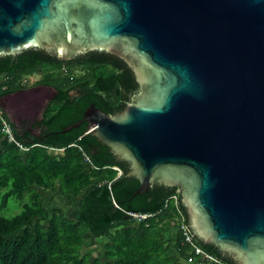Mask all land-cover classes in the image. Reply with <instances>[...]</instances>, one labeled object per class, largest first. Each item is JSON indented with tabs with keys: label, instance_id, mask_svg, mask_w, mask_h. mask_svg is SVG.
I'll list each match as a JSON object with an SVG mask.
<instances>
[{
	"label": "water",
	"instance_id": "95a60500",
	"mask_svg": "<svg viewBox=\"0 0 264 264\" xmlns=\"http://www.w3.org/2000/svg\"><path fill=\"white\" fill-rule=\"evenodd\" d=\"M28 49L125 64L124 108L91 104L61 133L85 123L133 196L176 188L198 242L264 264V0H0V57Z\"/></svg>",
	"mask_w": 264,
	"mask_h": 264
},
{
	"label": "trees",
	"instance_id": "16d2710c",
	"mask_svg": "<svg viewBox=\"0 0 264 264\" xmlns=\"http://www.w3.org/2000/svg\"><path fill=\"white\" fill-rule=\"evenodd\" d=\"M62 62H76L85 75L77 83H58L64 74V69L57 71ZM36 73L42 74V84L57 91L58 103L45 113L40 135L12 130L27 151H20L0 133V210L10 197L27 201L14 216L0 215V264H182L191 253L180 234L175 233L174 243L165 238L177 226L173 208L163 207L176 188L155 185L133 196L138 182L126 176L127 164L85 135V123L61 133L91 104L102 113L120 112L137 91L130 70L103 52L60 61L39 49H28L0 57V98L21 88L23 77ZM70 77L64 74L63 81ZM73 89L76 96L68 98L67 91ZM81 154L88 157L90 167L83 164ZM112 167L119 169V176ZM46 193L69 205L75 202L73 212L67 215L49 207ZM179 209L186 219L180 200ZM126 212L150 217L135 223ZM100 239L105 240L102 259L82 252ZM193 240L220 264H235L211 245Z\"/></svg>",
	"mask_w": 264,
	"mask_h": 264
},
{
	"label": "flooded vegetation",
	"instance_id": "af4514ba",
	"mask_svg": "<svg viewBox=\"0 0 264 264\" xmlns=\"http://www.w3.org/2000/svg\"><path fill=\"white\" fill-rule=\"evenodd\" d=\"M59 66L57 71L64 69L63 73L71 74V77L69 81L64 82V74H62L59 76L58 83H77L76 80L85 75V72L76 65V62L73 64L62 62ZM26 77L27 80L22 82V87L4 96L0 103L3 108L11 111L12 114L6 115L10 118V127L15 133L19 135L29 133L38 136L45 130L42 120L48 108L58 103V94L52 87L42 84L45 82L42 81L41 73ZM80 83H83V80ZM76 91V89L69 90L66 96L68 98L75 97Z\"/></svg>",
	"mask_w": 264,
	"mask_h": 264
},
{
	"label": "built area",
	"instance_id": "2783aa9c",
	"mask_svg": "<svg viewBox=\"0 0 264 264\" xmlns=\"http://www.w3.org/2000/svg\"><path fill=\"white\" fill-rule=\"evenodd\" d=\"M27 80V77H23L21 79L22 82H25ZM0 133L6 138L7 142L13 143L20 151L25 152L28 150V148L24 147L23 145L19 144L12 135V129L10 127V123L7 120V117L5 116L4 112L0 108ZM82 162L85 166L90 167L89 159L84 154H81ZM113 171L116 172V176L120 175V171L116 167L111 168ZM113 206L116 207V205L113 203ZM168 206H171L173 208V211L175 213V220H176V232H178L181 236L182 243L186 245L190 251V255L182 261L185 264H201V263H209V264H220L214 257L204 253L198 245L194 242L193 236L190 234L187 225H186V219L181 213L179 209V199H178V193L171 195L168 197V199L165 200L163 207L167 208ZM132 221L135 223H139L146 218L150 217V215L147 214H140V213H132V212H126L125 213Z\"/></svg>",
	"mask_w": 264,
	"mask_h": 264
},
{
	"label": "rangeland",
	"instance_id": "374dc122",
	"mask_svg": "<svg viewBox=\"0 0 264 264\" xmlns=\"http://www.w3.org/2000/svg\"><path fill=\"white\" fill-rule=\"evenodd\" d=\"M4 110L7 112L8 115L12 114L11 111L8 109L4 108ZM45 200L49 203V207H56V208L58 207L61 210H63V212H65L67 215L71 214L75 207V202L69 205L63 198L59 196L51 195L50 193L45 194ZM26 202H27L26 197H22L20 200L16 199L15 197H10L7 200L5 207L0 210V215L7 218L14 216L21 210L22 205L25 204ZM102 245L103 242L101 239L92 241L88 246L82 249V252L89 253L92 258L96 256L102 259V256L99 255L100 253H102L101 251ZM99 250L100 252H98ZM95 251L96 254H94Z\"/></svg>",
	"mask_w": 264,
	"mask_h": 264
},
{
	"label": "crops",
	"instance_id": "0c3cea01",
	"mask_svg": "<svg viewBox=\"0 0 264 264\" xmlns=\"http://www.w3.org/2000/svg\"><path fill=\"white\" fill-rule=\"evenodd\" d=\"M175 233H176V231H174V230H169V231H167L166 232V234H165V238L166 239H168V240H170L171 241V243H174V241H175ZM102 240V239H101ZM102 242H103V244L105 243V240H102ZM93 244H96V243H93ZM103 246V245H102ZM101 251H103L102 250V247H101ZM98 252H100V250L98 251ZM94 254H96V251H95V253ZM99 255H101L102 256V253H100ZM95 258H97L96 256H94L92 259H95ZM99 258V257H98ZM181 263L182 264H185V263H183L182 261H181ZM201 264H209V263H201Z\"/></svg>",
	"mask_w": 264,
	"mask_h": 264
}]
</instances>
